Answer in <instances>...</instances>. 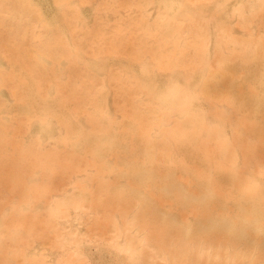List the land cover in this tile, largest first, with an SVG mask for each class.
Returning a JSON list of instances; mask_svg holds the SVG:
<instances>
[{"label":"bare ground","instance_id":"bare-ground-1","mask_svg":"<svg viewBox=\"0 0 264 264\" xmlns=\"http://www.w3.org/2000/svg\"><path fill=\"white\" fill-rule=\"evenodd\" d=\"M86 243L264 264V0H0V264Z\"/></svg>","mask_w":264,"mask_h":264},{"label":"rangeland","instance_id":"rangeland-1","mask_svg":"<svg viewBox=\"0 0 264 264\" xmlns=\"http://www.w3.org/2000/svg\"><path fill=\"white\" fill-rule=\"evenodd\" d=\"M212 220L209 221L211 223ZM74 226L76 223H73ZM76 227V226H75ZM81 259L85 264H122V254L104 245L86 243L82 246Z\"/></svg>","mask_w":264,"mask_h":264}]
</instances>
